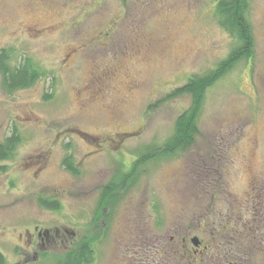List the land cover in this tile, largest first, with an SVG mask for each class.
I'll use <instances>...</instances> for the list:
<instances>
[{"label": "rangeland", "instance_id": "rangeland-1", "mask_svg": "<svg viewBox=\"0 0 264 264\" xmlns=\"http://www.w3.org/2000/svg\"><path fill=\"white\" fill-rule=\"evenodd\" d=\"M214 1L0 0V49L44 72L11 93L0 80V141L15 129L21 137L12 157L0 160L6 264H53V254L65 252L66 229L79 233L92 218L101 189L169 137L190 96L158 100L234 46ZM247 17L252 53L205 91L194 143L143 163L135 181L115 191L105 264H117L135 240L207 217L213 162L231 187L246 186L249 172L264 176V0H250ZM70 152L77 175L62 166ZM39 196L59 200L61 210L40 206Z\"/></svg>", "mask_w": 264, "mask_h": 264}, {"label": "flooded vegetation", "instance_id": "flooded-vegetation-1", "mask_svg": "<svg viewBox=\"0 0 264 264\" xmlns=\"http://www.w3.org/2000/svg\"><path fill=\"white\" fill-rule=\"evenodd\" d=\"M262 26L264 37V17ZM251 30L253 34L252 26ZM219 146L214 145L216 156H220ZM256 149L253 142V154ZM65 156L71 157L77 173L67 170L62 162L63 168L73 175L79 174L74 155L70 152ZM215 163L209 173L212 183L209 215L198 213L193 222L178 224L172 234L155 239L143 237L140 243L135 240L125 246L117 264H264V176L252 171L246 186L231 187L229 178ZM116 189H101L92 218L82 223L79 233L73 228L66 229L69 241L65 252L54 253L53 264H105L106 223L110 221L107 217L116 204L112 201L116 198L115 191L121 188ZM106 195L110 197L107 199ZM61 207L59 202L53 211Z\"/></svg>", "mask_w": 264, "mask_h": 264}, {"label": "trees", "instance_id": "trees-1", "mask_svg": "<svg viewBox=\"0 0 264 264\" xmlns=\"http://www.w3.org/2000/svg\"><path fill=\"white\" fill-rule=\"evenodd\" d=\"M248 5L249 0L214 1V14L217 22L232 37L234 46L215 67L204 74L190 75L183 85L174 88L158 100V102H165L183 93L190 96L189 106L176 116L172 132L163 144L147 149L144 154L132 162L128 172L123 173L120 177L112 178L104 186L105 189H127L128 184L135 181L140 165L160 156L173 155L186 150L194 143L195 136L199 131L197 121L205 91L230 71L238 61L250 57L252 53L253 34L247 17ZM12 57V48L0 49V80L3 90L6 92L11 93L29 88L44 74L31 58L23 57L17 63H13ZM49 97L50 94H46L45 98ZM20 141L21 137L16 129L0 141V160L11 158ZM62 162L67 170L77 173L70 156H65ZM37 201L40 206L51 210L58 208L59 205V200L54 198L39 196ZM0 264H6L1 252Z\"/></svg>", "mask_w": 264, "mask_h": 264}]
</instances>
